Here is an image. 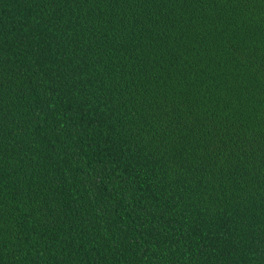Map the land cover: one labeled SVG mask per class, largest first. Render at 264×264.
Segmentation results:
<instances>
[{"label": "trees", "instance_id": "trees-1", "mask_svg": "<svg viewBox=\"0 0 264 264\" xmlns=\"http://www.w3.org/2000/svg\"><path fill=\"white\" fill-rule=\"evenodd\" d=\"M0 264H264V0H0Z\"/></svg>", "mask_w": 264, "mask_h": 264}]
</instances>
